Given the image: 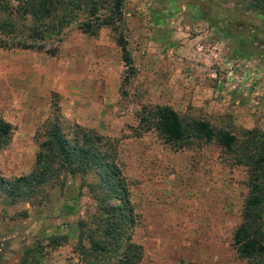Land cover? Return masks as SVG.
<instances>
[{
	"label": "rangeland",
	"instance_id": "1",
	"mask_svg": "<svg viewBox=\"0 0 264 264\" xmlns=\"http://www.w3.org/2000/svg\"><path fill=\"white\" fill-rule=\"evenodd\" d=\"M104 1L97 20L89 6L55 11L56 35L24 36L40 47L0 46V118L13 128L0 150L8 184L0 187V264H114L119 250L101 231L116 217L106 215L112 205L127 217L119 218L123 237L140 247L139 264H264L233 243L248 166L189 130L168 143L153 116L169 106L188 125L207 121L234 135L239 150L247 131L264 133V16L252 0H121L122 20L102 25ZM217 17L233 35L257 37L248 45L257 55L242 57L236 37L216 35ZM90 19L95 34L78 26ZM52 125L72 145L102 137L103 164L72 175L57 159L43 183L13 193L11 184L34 172Z\"/></svg>",
	"mask_w": 264,
	"mask_h": 264
},
{
	"label": "trees",
	"instance_id": "2",
	"mask_svg": "<svg viewBox=\"0 0 264 264\" xmlns=\"http://www.w3.org/2000/svg\"><path fill=\"white\" fill-rule=\"evenodd\" d=\"M87 1L91 2L88 3ZM98 3H101V0H17V4L12 7L11 0H0V46L3 48L40 47V44L37 45L38 40L31 39L27 41L24 38L25 34L28 33L33 38L35 35L40 34V40H43L41 39L43 38L42 35H53L54 33L56 35L54 29L50 26V24H55L53 22L55 11L58 10V13H62L61 11H65L67 6L72 9L83 7L88 9L87 6H89L88 10L92 11L89 13L90 16L95 17V5ZM121 6V0H111L109 15L102 19V25L121 21ZM252 8L264 16V0H252ZM64 14L62 13L63 16H65ZM94 20H97V18L95 17ZM78 26L85 33L95 34L97 30V27L94 28L91 19L81 22ZM212 27L215 34L221 38L232 40L236 37L237 50L240 56L253 58L257 55L248 48V45L255 42L257 37L252 39L249 35V38L246 39L241 34L233 35L229 22L221 17L213 19ZM232 27L239 28L238 30L243 28L242 25H233ZM256 31V28L253 29L251 34H258ZM118 44L122 48L125 63L131 64L125 41L119 38ZM153 116L156 129L168 143H181L186 138L187 130H189L200 139L215 140L227 153L234 155L236 153L238 163L248 166L250 194L242 213V222L235 230L233 243L244 258H264V222L261 220V213L264 212V133L256 129L247 131L244 135L243 150H239L234 135L228 131H215L207 121L195 120L188 125V122H185L169 106L158 108ZM12 130V125L0 118V150L9 142ZM81 132L83 133V131ZM101 140L104 139L95 135H91V137L87 135L83 138L81 145H72L71 141L62 134L61 126L52 125L45 135V140L40 144L34 172L28 177H22L14 181L11 184L12 192L19 193L23 187L33 182L35 184L43 183L50 169V163L55 160L57 162V159L61 161V166L68 169L72 175L79 171L86 172L89 167L101 166L103 159L106 157L105 154L101 155L97 151V144ZM92 141L96 142L92 143L91 149L84 147ZM104 163L108 165L106 161ZM7 185L0 179V187H7ZM106 215L116 216L111 222L106 220L105 223H102L104 229L101 230L104 237L115 246V249L119 250L117 252L118 260L114 264H139L141 258L140 247L130 243L129 239L125 241L123 237V224L119 218L122 217L126 220L127 217L121 215L120 206L112 205ZM92 247L99 251L105 250V247L98 243H93Z\"/></svg>",
	"mask_w": 264,
	"mask_h": 264
}]
</instances>
